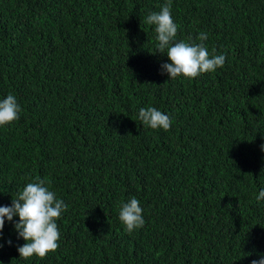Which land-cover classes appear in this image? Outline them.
<instances>
[{"label":"trees","instance_id":"obj_1","mask_svg":"<svg viewBox=\"0 0 264 264\" xmlns=\"http://www.w3.org/2000/svg\"><path fill=\"white\" fill-rule=\"evenodd\" d=\"M165 4L176 41L206 33L222 68L169 78L145 23ZM9 94L21 111L0 127V206L39 177L67 209L44 258H20L19 217L5 218L0 264H252L264 254V0H0V100ZM147 107L170 129L134 116ZM119 116L128 128L108 140ZM132 197L144 225L129 233L119 209Z\"/></svg>","mask_w":264,"mask_h":264},{"label":"clouds","instance_id":"obj_2","mask_svg":"<svg viewBox=\"0 0 264 264\" xmlns=\"http://www.w3.org/2000/svg\"><path fill=\"white\" fill-rule=\"evenodd\" d=\"M170 9V4H165L159 12L150 13L145 20V23L155 26L159 53L166 54L170 61L162 65L163 71L169 78L175 79L183 76L186 79H194L201 74L222 68L226 56L217 54L215 50L212 53L208 51L203 43L207 39L206 33L199 34L198 39L201 43L198 44L176 41L178 26L172 19ZM20 111L14 95L9 94L0 100V127L17 120ZM134 116H138L144 126L153 130L167 131L171 127L169 116L154 107L141 108ZM124 119L122 116L117 117L108 140L117 139L125 132L128 126L121 123ZM48 184L46 179L37 177L34 181L27 183L15 198L12 197L11 206H0V232L5 226V218L12 222L14 217H19L14 228L18 237L25 241L17 249L20 258L29 259L33 256L44 258L59 247L60 232L56 221L66 211L67 205L63 200L57 199L56 193L49 189ZM256 199L258 201L264 199V190L259 192ZM142 213L140 201L135 197L122 204L119 209V220L127 232L131 233L143 227ZM252 264H264V254L260 259L253 260Z\"/></svg>","mask_w":264,"mask_h":264}]
</instances>
